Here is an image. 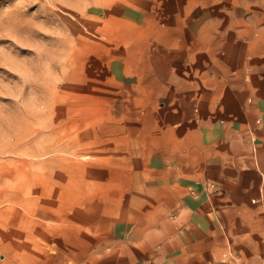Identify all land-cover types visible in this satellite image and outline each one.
Wrapping results in <instances>:
<instances>
[{
	"label": "crops",
	"instance_id": "crops-1",
	"mask_svg": "<svg viewBox=\"0 0 264 264\" xmlns=\"http://www.w3.org/2000/svg\"><path fill=\"white\" fill-rule=\"evenodd\" d=\"M236 1L216 16L196 11L187 29L175 17L178 34L162 33L203 84L161 127L145 123L123 195L77 208L67 237L81 244L66 254L79 257L60 250L55 264H264V0Z\"/></svg>",
	"mask_w": 264,
	"mask_h": 264
},
{
	"label": "rangeland",
	"instance_id": "rangeland-1",
	"mask_svg": "<svg viewBox=\"0 0 264 264\" xmlns=\"http://www.w3.org/2000/svg\"><path fill=\"white\" fill-rule=\"evenodd\" d=\"M6 1L0 0L2 11L6 9ZM126 2L115 1L103 17V9L98 6L85 14L91 20L98 16L108 20V15L122 9L129 17L118 20V23H122L118 24V30L112 24L100 27L101 31L109 32L110 41L100 38L95 40L93 47L87 46L81 59L86 67L74 73L60 75L51 72L55 57L45 58L47 55L43 52L48 40L32 37L30 41H35L36 47L16 45L18 47L12 48L9 39L0 33V200H5V193L13 191L16 185L25 186L27 192L37 186L39 189L44 188L45 181L39 184L32 177L43 176L46 173L45 165L55 154L41 152L40 156H32L38 155L52 140L44 137L45 131L40 132L42 135L35 139L38 133L34 129L43 125L37 121L42 117L44 126H49L46 119L50 116V106L77 107L73 108L75 111L62 114L60 137L63 136V143H78L82 147L76 151L79 157L69 152L59 156L78 163L75 176L81 186L79 193L66 198L64 189H61L58 197H64L63 200H36L32 195L18 193L12 200H28V203H4L0 206V222L5 223L6 229H17L21 219L29 222L20 234L25 237L24 242H28L31 264H55L54 259L60 256L56 254L57 251L61 250L65 257L70 250L79 248L80 239L67 237L77 229L74 222L77 208H82L91 200L122 196L125 190L124 166L129 165L126 160L131 151L140 149L141 143L145 142V123H158L161 127L163 120L173 113H179L189 101L188 86L203 84L204 79L201 77L195 78L184 73L188 69L186 64L185 70L182 68L181 71L170 72L172 83L163 81L161 84L149 85L145 81L148 77H154L151 73L157 74L155 72L159 71L163 63H175V48L170 46L171 38L162 34L171 19L168 17H178L182 20L183 29H187L196 11L211 12V16H216L220 10L227 12L233 7L242 6L236 0H146L149 11L152 7L160 9V6L171 9L170 15L160 10V15H164L154 22L158 34L151 35V28L148 25L144 28L140 23L145 15ZM222 17L219 24L213 22V32L220 33L223 30L221 26L225 17ZM219 39L217 37V41ZM217 48L218 57L221 46ZM131 50L134 52L131 53ZM151 52L156 55L158 67L155 70L144 66L138 73L134 70L128 73L129 70L125 68L131 54L137 62H146ZM97 64H103V67ZM52 78L55 86L46 89ZM139 78L143 80L141 83H138ZM195 79L199 82L194 83ZM31 85H35L34 88ZM157 86L162 92H155ZM78 108H87L94 113L89 118H82L76 111ZM55 109L59 110V107ZM66 255L72 261L79 257L77 254ZM0 264H11L2 251Z\"/></svg>",
	"mask_w": 264,
	"mask_h": 264
},
{
	"label": "bare ground",
	"instance_id": "bare-ground-1",
	"mask_svg": "<svg viewBox=\"0 0 264 264\" xmlns=\"http://www.w3.org/2000/svg\"><path fill=\"white\" fill-rule=\"evenodd\" d=\"M115 1L119 2L120 0H7L6 9L3 11L0 9V33L2 36L9 39V45L12 48L18 46L27 47L30 45L36 47L37 43L35 41H30L32 37H34V39L48 40L44 45L43 52L47 55L45 58L55 57L53 60L55 62H53L50 67L51 72L59 73L60 75H65L67 72L74 73L86 67V65L81 62V59L82 55L86 52L85 48L87 46H89V48L91 46L93 47L95 40L100 38H104L106 42L110 41L111 36L109 37V32L101 31L100 27L106 24L116 25L117 27L118 24H122L118 23L120 18L129 17L124 11H121L122 9H117L113 14L108 15V20H102L99 16L91 20L89 17L85 16L86 13H89L91 8L98 6L103 9L101 14L103 17L106 15L105 11L108 10ZM122 1H127L126 3L131 8L139 10L145 15V18H143L140 23L144 28L147 25L151 28V35L158 34L156 31L157 26L154 25V22H157L165 13L169 15L171 13V9L164 6H160V9L159 7H152L149 11V5L146 3V0ZM160 10H163L164 14L160 15ZM172 18L171 25L167 26L166 34L175 36L178 34L180 22L175 19V17ZM207 35L208 33H206L205 29L200 30V33L196 35L202 42L199 46L201 49L206 46L203 38ZM124 36L125 33L122 34V37ZM130 52L132 53L134 50ZM193 52L195 51L192 50L191 53ZM130 56L131 59L126 63L125 68L129 70L128 73L131 70L138 73L144 66L153 70L158 67L154 52L149 54V58L146 62H137V60L133 59L132 54ZM47 61H49V59H47ZM181 63L182 61H180V59L175 61V63L171 61L163 63L159 71L155 72L157 75L159 74L160 79H158V76L156 77V74L151 73L155 78L148 77L145 81L149 83V85H156L158 82L161 84L163 81L172 83V68L182 69L183 65ZM102 65L103 64H97L98 67H103ZM164 74H166V76ZM106 77L108 79V76ZM51 81L52 82H50L48 86L46 83L48 87L46 89L50 90L55 86L53 78ZM142 81V79H138V83ZM31 86L34 88L35 85ZM89 106L92 107V105ZM57 107H59V110L55 109ZM73 108L75 107L69 106L68 108H62V106H50L48 108L50 116L46 119V124L49 126H44L45 121L41 117L37 122H42L43 125L41 127L37 126V129H34L38 133L35 139L42 135L40 132L44 133L45 131L44 134H46V136L44 137L52 140L47 147L42 149L43 151L40 150L38 155L33 154L32 156H40L41 152L45 154H55L45 165L46 173H44L43 176L34 175L32 177L33 181H37L39 184H42L41 181H45L44 188L39 189L37 186L35 189L31 188V192H27L25 186L21 187L16 185L13 191L5 193V200H0V206L4 203H13L16 205L28 203V200H23L24 202H21V200H12L16 198L18 193L32 195L36 200L37 198L44 200H63L64 197L68 198L72 194L79 193L81 186H79L75 176V168L78 166V163L66 157L59 156V154L69 152L73 156L79 157L76 151L82 148L78 143H76V145L74 143H63V136L61 135L60 137V131L63 127L61 116L62 114H66V112L72 111ZM76 111L82 118H89V116L94 113L93 110L87 108H78ZM39 168L42 167L39 166ZM30 184H32L31 181ZM61 189H64L63 195H65L62 198L58 197ZM35 198H30V200H35ZM20 221L21 222L18 223V228L13 230L6 229L4 226L5 223L0 222V251L7 256L11 264H31L32 258L27 246L28 242L26 240L24 242L25 237L23 238L20 234L25 231L24 228L28 226L29 222H27L26 219H21ZM58 262L60 263L61 261L59 260Z\"/></svg>",
	"mask_w": 264,
	"mask_h": 264
}]
</instances>
